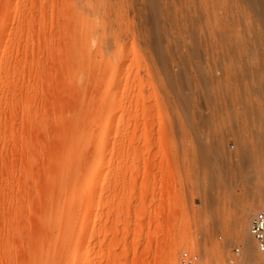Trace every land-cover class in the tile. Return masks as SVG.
I'll list each match as a JSON object with an SVG mask.
<instances>
[{"label":"rangeland","instance_id":"obj_1","mask_svg":"<svg viewBox=\"0 0 264 264\" xmlns=\"http://www.w3.org/2000/svg\"><path fill=\"white\" fill-rule=\"evenodd\" d=\"M262 3L0 0V264H264Z\"/></svg>","mask_w":264,"mask_h":264},{"label":"built area","instance_id":"obj_2","mask_svg":"<svg viewBox=\"0 0 264 264\" xmlns=\"http://www.w3.org/2000/svg\"><path fill=\"white\" fill-rule=\"evenodd\" d=\"M248 232L255 241L257 251L264 259V208L251 216ZM176 264H200V258L197 253L183 250L179 253Z\"/></svg>","mask_w":264,"mask_h":264},{"label":"bare ground","instance_id":"obj_3","mask_svg":"<svg viewBox=\"0 0 264 264\" xmlns=\"http://www.w3.org/2000/svg\"><path fill=\"white\" fill-rule=\"evenodd\" d=\"M254 1V0H253ZM264 3H262L261 5V8L258 10L259 12H263L264 11V9H262V7L264 8V5H263ZM254 9V8H253ZM255 10V9H254ZM246 39H249V37H246ZM250 44H253L254 45V42H252L251 41V43ZM212 88V87H211ZM212 90V89H211ZM206 218V217H205ZM206 220V219H205ZM259 253V252H258ZM174 254H172V253H170V255L168 256V258H167V263L168 264H176V260L174 259V256H173ZM259 262V261H258Z\"/></svg>","mask_w":264,"mask_h":264}]
</instances>
